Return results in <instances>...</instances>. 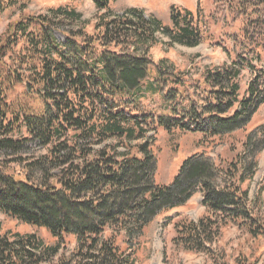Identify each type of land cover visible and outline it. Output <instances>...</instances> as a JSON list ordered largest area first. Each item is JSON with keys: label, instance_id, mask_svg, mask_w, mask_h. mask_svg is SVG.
I'll return each instance as SVG.
<instances>
[{"label": "trees", "instance_id": "obj_1", "mask_svg": "<svg viewBox=\"0 0 264 264\" xmlns=\"http://www.w3.org/2000/svg\"><path fill=\"white\" fill-rule=\"evenodd\" d=\"M112 1L92 0L104 12L90 33L85 21L61 28L62 16L78 22L81 15L58 7L50 12L54 17L33 14L12 21L0 35V212L58 239L75 236L72 259L58 264H128L114 239L121 236L134 246L158 215L184 205L196 192L208 214L174 224L172 241L179 248L211 255L220 227L228 223L264 236L243 187L264 149L259 126L246 133L241 151L229 160L190 155L170 184L156 181L152 149L157 128L206 137L246 129L264 103V0H227L243 20L237 32L243 52L262 66L241 56L208 69L198 80L208 87L206 96L186 102L176 99V86L167 87L168 78L181 76L165 60L156 63L154 82L144 80L150 75L149 52L161 45V36L170 47L200 44L192 12L172 6V25H164L138 9L112 16ZM243 68L252 76L241 95ZM17 85L22 90L14 102L8 92ZM143 91L163 94L159 113L144 109ZM110 139L115 142L107 143ZM32 141L41 148L37 155H27ZM59 249L34 233H0V264H50Z\"/></svg>", "mask_w": 264, "mask_h": 264}, {"label": "rangeland", "instance_id": "obj_2", "mask_svg": "<svg viewBox=\"0 0 264 264\" xmlns=\"http://www.w3.org/2000/svg\"><path fill=\"white\" fill-rule=\"evenodd\" d=\"M6 1L0 0V35L12 21L33 14L53 16V13L50 12L57 11L58 7H62L66 11L74 10L81 15L78 22H73L68 20L66 15L62 16L56 13L62 18L64 17V20L59 22L61 28H75L80 21H85V23L88 22L85 29L90 33L93 30V23L104 12V10L99 12L92 0H17L15 5L10 6L6 5ZM172 6L179 10L186 9L192 12L193 22L201 30V42L194 47L180 44H173L170 47L166 45L169 40L160 34L163 42L161 45L153 47L149 52L152 60L149 68L150 75L144 81L152 80L154 82L156 63L163 59L172 65L173 72L181 76L168 78L170 84L167 87H177L176 99L183 102L190 99L200 101L206 96L205 89L208 87L203 84L202 80H198L206 70L228 66L235 60L241 61V56L249 59L257 68L262 66L261 62L253 58L252 54L243 52V47L240 45L241 37L237 35L243 20L240 14H234L228 9L227 0H114L110 2L108 8L112 16L121 15L130 9H138L143 11L145 16L156 17L164 25H172L170 20ZM53 34L59 41H65L60 30L54 29ZM249 60H246L244 64L246 65ZM251 76L252 73L247 68L241 70L238 77L241 95ZM172 81H176V84H173ZM167 87L164 89L165 92ZM21 90L22 86L17 85L8 92V97L14 102H18L17 98L20 96ZM140 95V101L145 110L153 109L156 113L161 111L163 94L143 91ZM257 126L260 127V130H264V103L255 112L245 130L236 131L223 137H206L200 133L179 129L166 131L163 128H157L153 134L152 145L156 156V181L161 184H170L180 163L195 153H203L215 160L218 158L231 159L241 151V143L246 133ZM114 142L113 139L107 141V143ZM28 148L27 155H37L41 151L36 141L30 142ZM257 160L254 176L246 181L243 187L248 191L249 206L253 214L264 225V149L258 154ZM201 200V193L196 192L184 205L158 215L134 246L126 245L121 236L114 239L124 262L129 260L128 264H264V236L254 237L244 227L239 229L232 223L220 227L219 235L211 245V255L184 250L173 243L174 224L177 221L181 218L197 221L198 218L208 214ZM0 233L8 235L34 233L47 245L60 244L59 252L53 257L50 264H58L60 259H72L69 257L77 247V240L73 235L66 234L58 239L45 228L24 224L1 212ZM103 236L108 237L104 233Z\"/></svg>", "mask_w": 264, "mask_h": 264}]
</instances>
